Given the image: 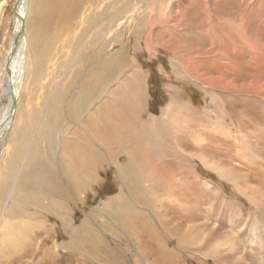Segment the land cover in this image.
<instances>
[{"label": "rangeland", "instance_id": "obj_1", "mask_svg": "<svg viewBox=\"0 0 264 264\" xmlns=\"http://www.w3.org/2000/svg\"><path fill=\"white\" fill-rule=\"evenodd\" d=\"M104 1L78 13L72 28L42 35L35 48L40 68L16 101L27 120L19 152L23 159L33 142L52 177L35 173L25 186L14 167L0 181V221L8 207L21 226L13 246L0 227V264H159L161 256L165 264H264V0ZM17 4L4 0L0 9V108ZM186 60L212 82L198 80ZM134 73L144 97L132 114L127 83ZM80 87H96L91 94L117 115L128 113V146L140 156L131 185L119 176L121 151L97 160L90 181L78 175L79 192L58 169L54 141L67 125L65 102ZM50 106L51 144L43 136ZM135 114L145 129L132 122ZM18 187L28 194L21 201L12 193ZM50 200L64 203L67 217L55 216ZM158 241V252L143 249Z\"/></svg>", "mask_w": 264, "mask_h": 264}, {"label": "bare ground", "instance_id": "obj_2", "mask_svg": "<svg viewBox=\"0 0 264 264\" xmlns=\"http://www.w3.org/2000/svg\"><path fill=\"white\" fill-rule=\"evenodd\" d=\"M29 1L31 2V5H30V10H29V15H28ZM95 1L96 0H18L17 8L15 9V7H14V10H15L14 11V17L16 15L15 21H14L15 31L13 30V36L11 38L12 40H11V42H9L8 49H10V50H8L9 52H7V55H6V59H5L6 63L4 66L6 70L4 69L5 71L3 74L4 79H6V78L8 79V81H6V83H5V84L8 83V86H7V88L4 87V89L1 91L3 96H5L7 99V104H5L4 106H2L0 108V145L2 144V146L0 147V152L3 153L0 157V160H1L0 161V181L2 179L10 180V176H11L10 174L14 173V172H12L14 170V167L20 168V170H21V171L19 170L20 176L23 177L22 182L25 186H28L29 183L33 185L36 182L35 181L36 177L32 176L30 178V177H28L30 175H33L35 173H40V174H43V175L45 174L48 176L50 174L49 173L50 169H48L42 162H40V160H37V150L38 149H35L33 142L31 144L29 142V147H28V144L25 146V148L28 147V150L25 151L24 158L23 159L20 158L21 157L20 154H22V152H19V149H21L23 147L22 139H25L24 138L25 137L24 136L25 131L23 129H24V125L27 122V120L25 119V117H26L25 114H21L20 111L19 112L16 111V101H17L18 95L21 93V91L24 88L25 89L27 88L26 87L27 84L24 85V83L31 80V75H33L32 73H34L35 69L40 68V65L38 64L39 58L37 56L38 55V52H37L38 49L35 50V48H37L38 44H40V42H41V39H43L42 35H44L46 37L48 33H51L52 34L51 36H53L55 34L57 35L58 32H60V31L68 30V28H72L73 22L75 21V18L80 16V15H78V13H80V12L86 13L87 11L89 12V11L94 10V8L96 7ZM3 2H4V0H3ZM3 2L0 3V9H1ZM104 2H106V1H104ZM104 4H106V3H104ZM103 6H105V5H103ZM109 6H110V4H109ZM107 13H108V11H107ZM123 14H124V12H123ZM122 17H123V15H122ZM117 18H119V17H117ZM90 19H91V17H90ZM109 19L107 22H109ZM125 19H126V17H124L121 20L120 24L117 25V27L119 29H120V27L122 28V26L125 25V23H126ZM104 20H105V18H104ZM104 22H106V21H104ZM85 23H86V21H85ZM85 23L83 25H85V27H87ZM87 24H89V23H87ZM107 27H108L107 28L108 30L113 29L110 24ZM100 29H101V27H100ZM104 35H105V33L103 34V36ZM48 36H49V34H48ZM107 36H109V35H107ZM45 37H44V40L46 39ZM53 39H54V37H53ZM48 40H50V39H48ZM46 43L47 42H45V44ZM51 45H52V43H51ZM42 46H44V42H43ZM40 48L42 49L43 47H40ZM24 52H25V55H23ZM104 62H106V61H104ZM184 65L187 66V67L185 66L186 68H188L187 70H190L191 72L195 73L194 75H196V78L198 80L204 79L203 81L212 82V79L205 78L206 76L203 75L202 73H200L201 71L200 72L198 71V69H197L198 67L195 65V61L190 62L189 60H186V62H184ZM213 66H214V64H213ZM7 68H8V72H7ZM98 70H100V69H98ZM98 70L94 76L92 75L93 76L92 79H94L95 81L97 80V77H98V73H99ZM92 73H93V71H92ZM133 75H134L133 78L135 81H132L133 78H131V80H129L127 83V85H129V91H127V92L131 91L129 98H128V101L130 104H128V102H127V104L130 107L129 110L130 111L132 110V112H131L132 114L138 112L139 107L142 106V104H143L142 102H143V97H144V94H142L141 90H139L138 84H137L140 75H138V73L137 74L134 73ZM137 75H138V77H137ZM36 79H37V77H36ZM133 82H136V84ZM210 84H212V83H210ZM90 85H92V84H90ZM133 86H134V88H133ZM47 87H48V85H47ZM95 88L91 89L90 87H87L86 90L88 93H85L84 88L80 87V89L76 90L75 93H73V96L65 102V103H67L68 107L65 110L63 119L67 120V122L64 121V122H66L67 125H65L64 131L60 132L62 134L60 136L59 141H57V138L54 141L56 146H57V149H58L57 159L55 160L57 167H59L58 169L61 171L63 177L68 179L67 183H68V185H70L71 189H73L76 192H79L78 190L80 187L79 183H78L79 176L82 179H85L86 181H90V178L92 177V175H90V174L92 173V170L95 169L96 161L98 160L100 163L102 161L100 159H103V156L104 157H107V156L111 157L113 160L114 157L119 154V151L124 152V155L126 157V161L123 165L119 166V168H118L120 170L119 176L121 177L122 181L125 184H129V185H131L133 183L132 179L135 180V178L137 177L136 167L138 168V166H137L138 164L136 165V163L140 162V156H138V154L136 155L134 152V151H137V147L134 146L136 149L135 150L133 148V146L132 147L130 145L128 146L129 138H128V136H126V132H127V129H129L128 127L130 126L129 122H131L129 119V115H127L128 113L126 115L123 114V112L125 111L123 109L121 111V114L119 112L120 116L117 115V112H114V110L112 109L111 103H109L108 101H104L103 99H102L103 101H100L101 98H99V97H101V96L97 97L96 94H91V92L93 90H95ZM25 93H28V92H25ZM70 95H72V94H70ZM107 96H109V95H107ZM30 98H31V96H30ZM100 103L102 105H100ZM94 108H97V109H94ZM173 112H174V110H173ZM46 113H47V115L44 118L46 119L47 126L44 129L45 131L43 132V136L46 134L48 136V138L50 139L51 136H53L55 133L53 132L54 129L52 130L53 123H49L48 119L51 116V113L55 114V112L51 107V109L50 110L48 109V111ZM15 115L19 116L20 119L19 118L16 119ZM12 116H13V118H12ZM133 119H132V122H134L136 125L141 124L140 126L143 127L142 129H145L143 122L140 121V119L137 115H136L135 119L134 120ZM154 120H156V119H154ZM70 122H73V123H70ZM151 122H152V120H151ZM54 123H56V122H54ZM74 123H76V129L73 128ZM152 124H153V122H152ZM152 124L148 123L149 127L152 126ZM54 126H55V124H54ZM67 126L69 127V129L67 128ZM39 129L40 128H38V130ZM38 130L35 131V137H38V134H37ZM123 130H124V133L122 135H120L119 133H122ZM40 131H41V129H40ZM138 132L140 133L141 130L138 129L136 131L137 135L139 134ZM134 133H135V131H134ZM10 136H11V138L9 139ZM27 137H28V135H27ZM52 142H53V140L50 139L49 143L51 144ZM46 145H47V142L43 148V153L45 155H47ZM38 146H40V145L38 144ZM51 146H55V145H51ZM99 148H100V150H99ZM47 149L49 150L50 146H47ZM139 150H141V149L139 148ZM41 151H42V149H41ZM49 152H51V151H49ZM8 156H9V158L7 159ZM20 163L22 165H20ZM220 171H222V170H220ZM130 172H132V173L135 172V175L134 174L131 175L132 173H130ZM15 175H17V174H15ZM48 177L51 178L52 175L50 174ZM48 185H46V189H48V187H49ZM50 190H51V188H50ZM24 191L25 190H23L21 187H18V189H14V191H12L13 197L14 198L19 197L20 201L25 199L28 194L24 193ZM46 207L48 209H50L52 211V213L55 214V216L60 217L61 220L63 217H67V210L64 206V203L62 204V202H60L58 200H50L48 206H46ZM7 208L5 210V213H3V216L5 219L0 221V222H2L0 227L3 230L2 235L7 236L8 239H10L12 246H13L14 242L20 241L19 232L21 231V229H20L21 226L19 228L15 227V225L17 223L16 224L12 223L13 219L11 216V212L13 209H10V208L7 209ZM147 231H149V230H147ZM23 233H24V231H23ZM150 233L153 237L156 236L153 232H150ZM151 239H152V237H151ZM151 241H153V240H151ZM159 243H160L159 241H158V243H155L153 248H151V246L149 244L150 247H145L143 249H145L146 253H148V252L149 253H153V252L156 253V251L158 252V250H159L158 249ZM163 259H164L163 256H161L159 259H157V263L165 264Z\"/></svg>", "mask_w": 264, "mask_h": 264}]
</instances>
